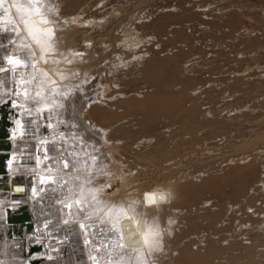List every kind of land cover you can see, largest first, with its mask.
Masks as SVG:
<instances>
[{
    "label": "rangeland",
    "instance_id": "1",
    "mask_svg": "<svg viewBox=\"0 0 264 264\" xmlns=\"http://www.w3.org/2000/svg\"><path fill=\"white\" fill-rule=\"evenodd\" d=\"M52 1L100 58L89 80L117 142L108 193L122 176L130 193L184 192L160 214L178 222L172 264H264V0Z\"/></svg>",
    "mask_w": 264,
    "mask_h": 264
},
{
    "label": "bare ground",
    "instance_id": "2",
    "mask_svg": "<svg viewBox=\"0 0 264 264\" xmlns=\"http://www.w3.org/2000/svg\"><path fill=\"white\" fill-rule=\"evenodd\" d=\"M58 13L52 0H0V103L10 107L8 138H0L8 144L0 147V264H172L176 251L164 241L178 222L175 214L167 225L160 214L184 192L130 193L122 176L121 191L108 193L99 177L113 170L104 159L117 142L111 124L95 121L96 80H89L100 58L80 53V29L62 30ZM19 185L23 192L13 194ZM22 208L29 231L10 223ZM158 242L170 260L156 257Z\"/></svg>",
    "mask_w": 264,
    "mask_h": 264
},
{
    "label": "water",
    "instance_id": "3",
    "mask_svg": "<svg viewBox=\"0 0 264 264\" xmlns=\"http://www.w3.org/2000/svg\"><path fill=\"white\" fill-rule=\"evenodd\" d=\"M9 109L10 107L6 103H0V138L2 137L3 139L8 138L7 133L9 131V127L7 121L8 120L7 114ZM7 146H8L7 143H2L0 140V147H7ZM2 161L5 160L3 159ZM22 186L23 185H19L16 187V189L14 188L12 193L13 194L22 193L23 191H20L21 188H24ZM12 218L10 222L11 224L16 223L18 226L19 225L24 226L26 231L32 229V223L30 222L28 211L25 210L24 208H22V210L16 213L15 216Z\"/></svg>",
    "mask_w": 264,
    "mask_h": 264
},
{
    "label": "flooded vegetation",
    "instance_id": "4",
    "mask_svg": "<svg viewBox=\"0 0 264 264\" xmlns=\"http://www.w3.org/2000/svg\"><path fill=\"white\" fill-rule=\"evenodd\" d=\"M12 50H13V52H17L18 53V51L15 50V47L14 46L12 47Z\"/></svg>",
    "mask_w": 264,
    "mask_h": 264
}]
</instances>
